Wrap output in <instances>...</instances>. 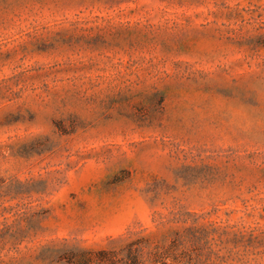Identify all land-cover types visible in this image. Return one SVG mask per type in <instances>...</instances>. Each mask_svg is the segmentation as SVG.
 <instances>
[{"label": "rangeland", "instance_id": "rangeland-1", "mask_svg": "<svg viewBox=\"0 0 264 264\" xmlns=\"http://www.w3.org/2000/svg\"><path fill=\"white\" fill-rule=\"evenodd\" d=\"M260 21L264 0H0V264L162 238L177 207L226 242L201 264H264Z\"/></svg>", "mask_w": 264, "mask_h": 264}, {"label": "trees", "instance_id": "trees-1", "mask_svg": "<svg viewBox=\"0 0 264 264\" xmlns=\"http://www.w3.org/2000/svg\"><path fill=\"white\" fill-rule=\"evenodd\" d=\"M264 25V21H260ZM41 213H39V217ZM201 216L185 207L173 208L168 215L154 219L157 230L169 228L170 234L157 238L149 228L128 230L118 237L120 247L89 249L78 247L67 252L69 264H201L205 254L221 257L226 242L209 240L199 226Z\"/></svg>", "mask_w": 264, "mask_h": 264}]
</instances>
